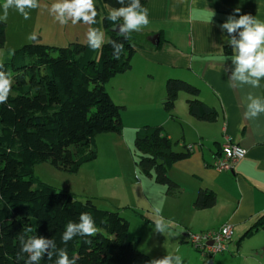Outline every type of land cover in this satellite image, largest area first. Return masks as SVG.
<instances>
[{"label": "crops", "instance_id": "crops-1", "mask_svg": "<svg viewBox=\"0 0 264 264\" xmlns=\"http://www.w3.org/2000/svg\"><path fill=\"white\" fill-rule=\"evenodd\" d=\"M3 2L0 0V5ZM55 2L58 0H39L41 7L31 10L27 20L14 8L9 9L5 22L6 59L32 42L29 36L33 33L39 42L57 47L88 43L91 29L97 30L100 46L106 41L100 0H94L96 22L75 25L71 17L62 25L54 14H49ZM146 8L149 24L135 32L139 48L132 58V68L114 76L108 82L111 87H107L113 99L124 106L122 133L106 137L113 143V153L109 154L118 153L121 163L132 170L129 177L127 173L103 177L106 204H96L119 210L129 220L130 237L138 238L140 250L152 262L169 257L170 264H177V258L179 264H196L195 260L208 264L187 235L219 229L227 223L232 224V239L226 251L207 256L210 264L260 262L264 259V228L241 238L264 214V113L251 119L245 115L249 94L264 100V78L260 79L259 87L232 79L236 69L234 55L225 53L231 36L222 25L229 16L239 19L244 14L264 20V0H147ZM236 8L240 11L235 12ZM11 41L14 48L7 46ZM171 78L196 86L199 99L216 111L215 119L201 120L192 115L188 104L191 96L184 91L179 93L174 110H165L166 84ZM144 125L162 126L176 142L178 151L193 147L186 158L175 161L168 169L169 177L178 185L172 191L158 183L155 176L145 174L137 163L135 138ZM228 141L243 147L246 154L231 169L219 170L215 163ZM116 178L122 179L118 183ZM201 191L215 194L216 203L212 207L196 206ZM89 197L95 200V196L84 199ZM133 223L137 226L135 230ZM149 235L155 248L144 241Z\"/></svg>", "mask_w": 264, "mask_h": 264}, {"label": "trees", "instance_id": "trees-1", "mask_svg": "<svg viewBox=\"0 0 264 264\" xmlns=\"http://www.w3.org/2000/svg\"><path fill=\"white\" fill-rule=\"evenodd\" d=\"M100 2L106 41L99 48L93 50L89 42L49 46L36 39L0 62V75L10 82L6 102L0 103V264H29L30 253L23 251V246L33 238L51 243L41 259L31 264H57L62 249L69 260L78 257L77 264H153L140 250L138 238L130 237V222L119 210L101 208L91 198L79 199L41 181L34 172V165L42 161L76 172L96 159L98 134L123 131L124 106L113 99L106 85L132 68L139 46L136 30L121 33L116 26L123 25V18L112 21L108 16L128 7L132 0ZM140 4L146 7L147 0H140ZM242 30L229 33L231 40H239ZM5 45L6 23L0 21V48ZM234 48L227 45L225 53L235 55ZM166 89L165 110L172 112L184 91L191 96L188 104L192 115L215 119L216 111L199 99V89L193 84L171 78ZM175 144L164 128L156 125L142 126L135 138L140 169L167 185L169 191L178 187L168 175L169 167L190 152L189 148L176 150ZM215 203L214 193L201 191L195 204L210 208ZM81 213L93 217L98 233L93 237L77 234L65 243L66 225L80 223ZM262 228L264 214L241 240Z\"/></svg>", "mask_w": 264, "mask_h": 264}, {"label": "clouds", "instance_id": "clouds-1", "mask_svg": "<svg viewBox=\"0 0 264 264\" xmlns=\"http://www.w3.org/2000/svg\"><path fill=\"white\" fill-rule=\"evenodd\" d=\"M123 3V0H119ZM3 15H0V21H7L10 8H14L24 19H30V11L39 9V0H4L2 5ZM235 12L240 9L236 8ZM49 14H54V18L62 25H66L68 17L72 18L73 25L83 22L85 24H94L95 17L98 15L94 0H63V2H55L49 9ZM215 13L211 12V17ZM122 17L123 25L120 27V32H130L131 30H141V26L145 27L149 24L148 9L140 4V0H132L128 7H121L109 13L108 18L116 21ZM212 18L210 22H212ZM222 28L228 33H235L238 29H243L239 32L240 39L233 38L230 43L235 46L233 63L236 64V69L232 79L238 80L242 84H248L252 87L260 86V79L264 78V20H260L251 14H244L239 19L229 16L228 22L222 25ZM29 39L35 40L36 35L33 33ZM89 47L93 50L100 47V37L96 29H91L88 32ZM14 51V50H13ZM10 91V82L0 75V103L6 102ZM250 103L247 106L245 115L248 118H256L264 113V100L255 98L251 94L248 96ZM80 223L69 222L66 225V230L63 234V241L67 243L75 235L80 237H93L99 229L96 227L93 217L88 213H81ZM157 228L163 230L161 225L157 223ZM23 240V237H21ZM90 242V241H86ZM51 243L43 238L30 239L23 246V251L30 253L29 264L32 261H39L48 244ZM51 257V253H49ZM78 257H73L69 260L66 250H60L59 260L57 264H77ZM153 264H170V258L166 257L163 260L153 262ZM179 264V258H177Z\"/></svg>", "mask_w": 264, "mask_h": 264}, {"label": "rangeland", "instance_id": "rangeland-1", "mask_svg": "<svg viewBox=\"0 0 264 264\" xmlns=\"http://www.w3.org/2000/svg\"><path fill=\"white\" fill-rule=\"evenodd\" d=\"M7 46H9L10 48H14L13 46L15 45L11 41L7 43ZM5 49L6 47L0 50V52L4 53ZM4 55H7V51L3 55L0 54V62H3L11 57L10 55L6 59ZM106 86L110 88L111 84L107 83ZM108 135L115 136L116 133H100L96 136V148H94L97 152L96 159L84 163L76 172L64 171L53 165L50 161H42L34 165L35 176L41 181L51 184L58 189L68 191L72 195L81 199H84L86 196H95V203L105 206L106 183L105 180L102 181V178L106 176L118 177L120 173H127V176L129 177V174L132 170L130 169L131 167H128V164L124 165L121 163L122 159L118 158V153L116 154V156H114L113 154H109V152L113 153V148L111 147L113 143L111 139L106 138ZM119 179L116 178V181L118 183ZM131 182L134 184V181L131 180ZM127 213L130 216V212H128V210H125V214ZM136 228V224L133 223V229L135 230ZM144 241L148 246L154 247L152 237L150 235L144 237ZM200 253L201 252H199V254ZM204 258L207 260L208 264H210V258L207 256H205ZM153 260H157L156 253L155 256L153 255ZM195 262L196 264H202V262L197 260H195ZM251 264H264V259L260 260V262H252Z\"/></svg>", "mask_w": 264, "mask_h": 264}, {"label": "built area", "instance_id": "built-area-1", "mask_svg": "<svg viewBox=\"0 0 264 264\" xmlns=\"http://www.w3.org/2000/svg\"><path fill=\"white\" fill-rule=\"evenodd\" d=\"M190 150L193 147L188 146ZM246 150L233 142H226L222 147V156L215 163L219 170L231 169L235 162L244 157ZM233 236L232 224H225L219 229L206 232L188 233L187 239L192 246L205 256H213L227 250ZM212 242V244H211Z\"/></svg>", "mask_w": 264, "mask_h": 264}, {"label": "water", "instance_id": "water-1", "mask_svg": "<svg viewBox=\"0 0 264 264\" xmlns=\"http://www.w3.org/2000/svg\"><path fill=\"white\" fill-rule=\"evenodd\" d=\"M120 27H121V26H116V30H117V31H120ZM211 244H212V242H211Z\"/></svg>", "mask_w": 264, "mask_h": 264}]
</instances>
